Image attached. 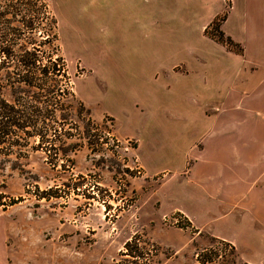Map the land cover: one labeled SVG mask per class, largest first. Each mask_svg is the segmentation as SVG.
<instances>
[{
    "label": "rangeland",
    "instance_id": "rangeland-1",
    "mask_svg": "<svg viewBox=\"0 0 264 264\" xmlns=\"http://www.w3.org/2000/svg\"><path fill=\"white\" fill-rule=\"evenodd\" d=\"M45 1L63 59L55 80L73 97L64 95L51 123L63 138L55 150L35 136L0 153V264H246L232 244L164 207L161 186L173 173L168 139L193 136L198 98L186 72L194 69L181 59L198 55L195 43L167 54L174 48L161 39L166 33L137 32L134 11L147 0ZM48 20L42 16L34 37L51 52ZM154 32L163 54L149 67L153 74L118 80L104 62L114 39L121 51L149 43Z\"/></svg>",
    "mask_w": 264,
    "mask_h": 264
},
{
    "label": "crops",
    "instance_id": "crops-1",
    "mask_svg": "<svg viewBox=\"0 0 264 264\" xmlns=\"http://www.w3.org/2000/svg\"><path fill=\"white\" fill-rule=\"evenodd\" d=\"M147 1L134 11L137 32L166 33L161 39L174 48L167 54L180 55L194 43L199 52L181 59L194 69L186 75L198 99L193 97L192 138L168 139L173 150L165 162L173 173L161 186L164 207L232 244L244 263L264 264V0ZM224 12L220 30L237 44L234 49L205 34ZM190 32L197 34L193 41L187 40ZM149 38L121 51L114 39L112 57L104 62L114 66L118 80L153 74L148 69L163 53L155 49L157 33ZM148 146L152 160L155 146Z\"/></svg>",
    "mask_w": 264,
    "mask_h": 264
},
{
    "label": "trees",
    "instance_id": "trees-1",
    "mask_svg": "<svg viewBox=\"0 0 264 264\" xmlns=\"http://www.w3.org/2000/svg\"><path fill=\"white\" fill-rule=\"evenodd\" d=\"M3 1L0 9V153L9 154V147L20 145V139L26 141L35 136L40 143L48 144L46 150L50 153L55 150L54 140L63 139L61 134L51 133V123L56 119V112L62 109L64 95L73 97L55 80V75L64 71L63 59L56 54L57 22L50 16L45 0ZM41 15L49 17L51 36L46 35L45 39L52 46L51 52L41 49L42 42L34 37L41 31ZM225 16L224 12L215 18L205 34L234 49L237 44L220 30Z\"/></svg>",
    "mask_w": 264,
    "mask_h": 264
},
{
    "label": "built area",
    "instance_id": "built-area-1",
    "mask_svg": "<svg viewBox=\"0 0 264 264\" xmlns=\"http://www.w3.org/2000/svg\"><path fill=\"white\" fill-rule=\"evenodd\" d=\"M181 217V219H184V220H186V218L184 217V216H180Z\"/></svg>",
    "mask_w": 264,
    "mask_h": 264
}]
</instances>
